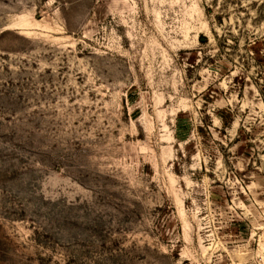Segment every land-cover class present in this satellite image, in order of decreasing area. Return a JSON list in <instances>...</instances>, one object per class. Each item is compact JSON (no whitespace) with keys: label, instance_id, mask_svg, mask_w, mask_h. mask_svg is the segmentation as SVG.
Returning <instances> with one entry per match:
<instances>
[{"label":"rangeland","instance_id":"1","mask_svg":"<svg viewBox=\"0 0 264 264\" xmlns=\"http://www.w3.org/2000/svg\"><path fill=\"white\" fill-rule=\"evenodd\" d=\"M0 264H264V0H0Z\"/></svg>","mask_w":264,"mask_h":264}]
</instances>
